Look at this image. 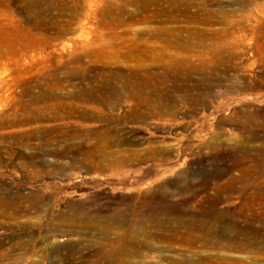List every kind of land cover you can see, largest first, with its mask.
Wrapping results in <instances>:
<instances>
[{
  "label": "rangeland",
  "instance_id": "rangeland-1",
  "mask_svg": "<svg viewBox=\"0 0 264 264\" xmlns=\"http://www.w3.org/2000/svg\"><path fill=\"white\" fill-rule=\"evenodd\" d=\"M139 65L170 75L129 117L48 118L79 76ZM70 123L136 158L45 166ZM0 264H264V0H0Z\"/></svg>",
  "mask_w": 264,
  "mask_h": 264
},
{
  "label": "bare ground",
  "instance_id": "bare-ground-1",
  "mask_svg": "<svg viewBox=\"0 0 264 264\" xmlns=\"http://www.w3.org/2000/svg\"><path fill=\"white\" fill-rule=\"evenodd\" d=\"M190 6V4H185L183 7L176 6L174 13L169 16V20L177 21L179 12L187 15ZM153 31L170 34L174 33L175 29L162 27L156 28ZM212 33H216V31ZM196 44L209 47L210 50H216L217 52L226 50L222 44H204L200 39L197 40ZM105 46L109 48L107 43ZM169 75L170 73L167 70L151 71L141 65L128 70L102 68L96 73L95 80L87 79L84 75H81L79 76L80 81L73 84L74 91L65 96L66 99L73 98L74 101L69 104H54L51 108H54L55 111H51L48 118L63 121L71 114L77 113L83 119L100 120L97 117L98 114L106 111L109 113V120L116 124L122 120V116L129 117L134 112L131 110L132 107L126 110L125 105L148 100L150 98L149 89L145 88H151L154 84L165 85ZM79 83H82L85 87L80 97L75 92L82 90L81 87H78ZM46 98H51V96H46ZM162 99L169 103H173L176 100L173 97ZM201 101L202 97L198 94L196 102L200 103ZM81 104H85L86 107L81 108ZM122 111L123 113L120 115L119 113ZM114 130L109 124L100 129L79 123H70V125L59 124L53 127L51 130V143L54 146H51L48 151L54 160L60 159L63 162H61L62 165L45 166L60 169L63 173L77 169L80 174H103L105 171L123 164L128 159L136 158L137 154L135 153H132L131 156L120 154V150L116 147L120 142L118 140L119 135L117 131L114 133ZM68 175L69 177L74 176L71 173ZM204 180L207 181V179ZM77 209L79 211L91 212L94 210V205H83V207L80 205L77 206ZM65 235L66 233L61 234V236Z\"/></svg>",
  "mask_w": 264,
  "mask_h": 264
}]
</instances>
